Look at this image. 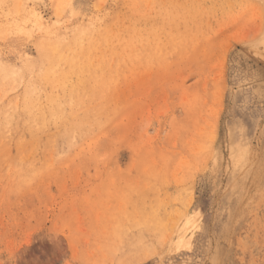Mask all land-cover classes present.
<instances>
[{
	"label": "rangeland",
	"instance_id": "rangeland-1",
	"mask_svg": "<svg viewBox=\"0 0 264 264\" xmlns=\"http://www.w3.org/2000/svg\"><path fill=\"white\" fill-rule=\"evenodd\" d=\"M0 264H264V0H0Z\"/></svg>",
	"mask_w": 264,
	"mask_h": 264
},
{
	"label": "bare ground",
	"instance_id": "bare-ground-1",
	"mask_svg": "<svg viewBox=\"0 0 264 264\" xmlns=\"http://www.w3.org/2000/svg\"><path fill=\"white\" fill-rule=\"evenodd\" d=\"M252 52V51H251Z\"/></svg>",
	"mask_w": 264,
	"mask_h": 264
}]
</instances>
